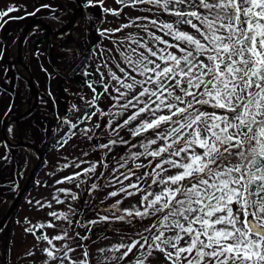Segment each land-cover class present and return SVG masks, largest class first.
<instances>
[{
	"label": "snow or ice",
	"instance_id": "snow-or-ice-1",
	"mask_svg": "<svg viewBox=\"0 0 264 264\" xmlns=\"http://www.w3.org/2000/svg\"><path fill=\"white\" fill-rule=\"evenodd\" d=\"M115 2L120 5L117 9L104 7V0H87V7H99L102 16L120 17L125 8L145 14L128 17L127 23L115 28L96 29L101 40L110 41L125 29L139 31L112 41L120 57L115 65L110 63L112 49L97 51L99 45L92 49L101 63L93 72L85 69L83 75L98 74L100 80L87 82L93 93L87 103L96 108L107 96L116 111L96 108L83 119L90 120L97 112L113 118L105 125L110 129L109 141L99 148L110 151L121 145L137 150L117 160L119 167L113 169L119 175L110 178L108 187L114 190L107 196L115 202L103 209L110 215L97 209L98 219L81 226L88 233L93 226L112 221L144 222L145 227L110 247H98L102 257L98 264H153L159 256L165 264H264V0ZM41 9L51 5L42 4L31 13L25 10L26 16ZM19 11L16 5L0 11V28L9 20L24 19L10 16ZM62 123L74 130L78 127L68 120ZM121 129L139 138V143L130 144L120 135ZM83 131L87 135L91 130ZM129 161L143 169L140 175ZM98 165L107 167L99 161L56 183L79 180V188L94 177L86 190L98 191ZM57 193L79 199L69 188H58ZM137 195V204L122 207L125 197ZM53 199L57 204L65 202L59 195ZM35 206L42 210L52 204L37 200ZM68 207V213L49 211L54 220L27 221L25 233L45 244L44 264H91L84 243L89 235H70L63 229L49 236L44 231L57 228L56 220L72 227L71 216L77 213L71 204ZM77 249L81 258L74 259Z\"/></svg>",
	"mask_w": 264,
	"mask_h": 264
},
{
	"label": "rangeland",
	"instance_id": "rangeland-1",
	"mask_svg": "<svg viewBox=\"0 0 264 264\" xmlns=\"http://www.w3.org/2000/svg\"><path fill=\"white\" fill-rule=\"evenodd\" d=\"M81 1L84 5L81 22L67 35L55 38L52 50H49L48 42L40 40L44 31L41 29V25L33 26L34 30L29 33L23 45V62L32 72L39 94V102L29 117L18 123L12 122L7 126L6 136L11 143H19L24 140L40 148L42 152L49 147L50 150L43 156V163L35 173V187L29 190L23 203L16 208L15 213L0 233V264H44L45 257L42 249L45 244L38 243L32 235L25 233V228L28 227L27 221L30 220L36 224L54 220L48 215V212L68 213L69 204L77 213L75 216H71L72 227H69L68 223L64 221L56 220L57 228H45L44 231L49 236H54L63 229H68L70 235L74 232H79L80 236L89 235V240L84 241V243L88 245L87 250L91 253V264H98V261L102 259L99 252L96 251L98 247H110L119 243L122 238L143 231L145 227L144 222L127 224L112 221L95 225L92 227V232L88 233L86 228L81 226L88 220L98 219L97 209L100 210L101 215H110V213H105L103 209L115 202V198L107 196L109 191L114 190V188L108 187L110 178L113 175H119L118 172L113 173V169L119 167L116 163L117 160L121 157H127L130 152L137 149L117 145L109 151L98 147V145L108 143L110 129L105 125L109 119L113 118L101 116L99 112L90 120L83 118L85 113L90 112L89 114H91L96 111V108L108 113L116 111L112 108L113 101L104 96L96 108L89 106L87 100H90L92 95L89 91L87 92L86 87L82 86V89L80 85L70 82L67 77L76 71V67L84 64L87 55H90L87 71L93 72L100 65L101 56L92 51L97 45H99L97 51L99 49H112L113 55L110 63L115 65L120 57L112 41L127 36L129 32L137 33L139 30L135 27L125 29L122 33L113 35L112 41H110L109 39L101 40L96 29L115 28L127 23L128 17L134 18L145 14L138 9L125 8L120 17L102 16L99 7L89 8L87 7V0ZM42 4L51 5V9H41L35 16H26V12L31 13ZM12 5L20 6L21 11L10 13V16L25 18L9 20L3 28H0V51H3V58L0 59V220L9 210L23 186L22 175L29 177L35 165L40 161L38 152L30 149L29 153L17 149L11 150L8 146H12L5 143L6 141L2 137L3 122H11L34 106L35 97L30 94L29 84L25 80L29 75L17 62L18 36L24 26L35 20H43L49 23V27L53 28L54 31H58L72 17H75L79 8L75 0H0V11H4ZM104 7L117 9L120 5L115 0H104ZM143 7L141 6V8ZM160 18L169 19L167 15H161ZM4 19L8 18L5 17ZM107 58L104 57V59ZM92 80L99 81L100 76L94 74ZM100 90L102 91L101 88ZM115 119L119 122L121 118ZM62 120L76 123L78 127L75 135L66 139L67 144L57 148L55 145L72 130L70 124L62 123ZM97 124H100L101 127L96 128L95 125ZM9 129L12 131L10 132ZM84 129L91 131L85 135ZM120 135L131 143H139V138L132 139L126 129H121ZM111 137L115 138V134H111ZM50 140L52 143L49 144ZM48 144L49 146H47ZM81 161L85 163H81ZM99 161H105L107 167L97 166L95 175L100 176V179L95 180V182L100 185L98 191L89 194L86 190L87 186L93 182L94 177L88 179L87 185L80 184L79 188L76 187L79 180L76 183H56L63 177L72 175L73 172L81 171L83 168L89 167L90 164H96ZM66 164L70 166L65 167ZM74 164H80L81 167L75 168L72 166ZM129 166L133 167L137 175L143 171V169H136L130 161ZM120 171H126V169H120ZM101 173H103L102 176ZM124 183L127 184L128 182L124 181ZM114 187L119 188L120 185L116 184ZM58 188L71 189L79 194V199L73 201L70 197L65 198L63 193H57ZM130 190L135 191L134 189ZM56 195H59L65 202L57 204L53 199ZM139 199V195L125 197L122 207L137 204ZM37 200L46 204L51 202L52 207L38 210L35 206ZM76 221H80V223H76ZM72 246L76 247V244L73 243ZM29 250L35 252V256L26 255ZM72 255L74 259L81 258V250L77 249ZM153 264H165L163 256L154 258Z\"/></svg>",
	"mask_w": 264,
	"mask_h": 264
},
{
	"label": "water",
	"instance_id": "water-1",
	"mask_svg": "<svg viewBox=\"0 0 264 264\" xmlns=\"http://www.w3.org/2000/svg\"><path fill=\"white\" fill-rule=\"evenodd\" d=\"M76 4L79 6L78 11L75 15V17H73L71 19V21L68 24H65L63 27H61L60 30L58 31H54L53 28L49 27L43 20H39V21H30L26 26H24L21 30L22 32L20 33V35L18 36V57H17V62H19L22 67L24 68V70L26 71V73H28L29 77L25 78L26 82L29 84L30 87V94L34 95L35 99H34V106L27 110L26 112L22 113L21 115H19V117H16L14 120H12L11 122H3L2 123V137L4 138V140L6 141L7 144L11 145V146H20V147H25L28 148L32 151H36L39 153V158L40 161L35 165L34 170L32 171V173L29 175V177L27 178V182L25 183V186L19 191L18 195L15 197V200L12 202V205L10 206L9 210L5 213L4 217L0 220V231L3 230L5 228V224L7 223V221L11 218V216L14 214L16 208L22 203V199L25 196V193L27 192V190L29 189L31 183H32V179L35 176V173L37 172L38 168L42 165L43 163V152L41 151L40 148H37L35 145L29 143V142H25L24 140H21V142L19 143H11L9 141V139L6 136V129L7 126L9 124H11L12 122L18 123L20 121H22V119L29 117V115L32 114V112L36 109V107L38 106V102H39V94H38V90H37V86L36 83H34V79H33V75L32 72H30L29 68L27 67V65L25 64V62H23V58H22V49H23V45L25 43V39L28 37L29 33L31 31H33L34 29V25H41L42 29L44 31H46L48 34L51 35V39L54 41L55 38L59 37V36H63L69 32H71L75 26L81 22L82 18H83V14H84V5L82 4L81 0H75Z\"/></svg>",
	"mask_w": 264,
	"mask_h": 264
},
{
	"label": "trees",
	"instance_id": "trees-1",
	"mask_svg": "<svg viewBox=\"0 0 264 264\" xmlns=\"http://www.w3.org/2000/svg\"><path fill=\"white\" fill-rule=\"evenodd\" d=\"M73 18V17H72ZM71 18V19H72ZM71 19L67 22V23H69L70 21H71ZM59 20V19H58ZM66 23V24H67ZM40 40L41 41H43V40H45L46 42H48V48H49V50H52L53 49V46H54V42H53V40L51 39V35L50 34H48L46 31H43V33L41 34V37H40ZM86 58L87 59H85V57H84V59H85V61H84V64H81L79 67H76L75 68V70L76 71H74V73L73 74H71V75H69L68 77H67V79L70 81V82H72V83H76L77 85H80L81 86V88H82V86L83 87H86V89H87V92L89 91V93H90V95H92L93 96V93H92V91L88 88V86H87V82H89V81H93L92 79H93V76L92 77H85L84 75H83V72L85 71V69H87V66H88V60H89V58H90V55H87L86 56ZM86 62V63H85ZM89 71V70H88ZM95 86V85H94ZM96 87H97V92H101V90H100V87L98 86V85H96ZM83 89V88H82ZM90 113V112H89ZM73 132H76V129L74 130V129H72L70 132H68V134L66 135V137L64 138V139H62L61 141H59L56 145H55V147H57V148H61V144L64 142V141H66V139H68V138H70V137H72L73 136ZM21 136H23V135H21ZM24 137V136H23ZM25 138V137H24ZM133 139V138H132ZM6 143V142H5ZM50 143H52L51 142V140H50V142H49V144ZM49 144L47 145V146H49ZM130 144H131V142H130ZM7 145V144H6ZM8 146V145H7ZM9 147V149H11V150H15V149H17V150H19V151H21V152H23V151H26L27 153H29V149L28 148H25V147H20V146H12V147H10V146H8ZM50 150V147L49 148H47L43 153H44V156H45V153L46 152H48ZM36 176V175H35ZM35 176L33 177V181H32V183H31V185H30V187H29V189L27 190V192L25 193V196L23 197V199H22V203H23V200H24V198L27 196V194L29 193V190L30 189H32L33 187H35ZM28 177H27V175H22V180L21 181H23L22 183H23V186L25 185V182H26V179H27ZM23 186L20 188V190L23 188ZM19 190V191H20ZM20 206V205H19ZM16 211V210H15ZM1 233V232H0Z\"/></svg>",
	"mask_w": 264,
	"mask_h": 264
},
{
	"label": "flooded vegetation",
	"instance_id": "flooded-vegetation-1",
	"mask_svg": "<svg viewBox=\"0 0 264 264\" xmlns=\"http://www.w3.org/2000/svg\"><path fill=\"white\" fill-rule=\"evenodd\" d=\"M35 21H36V20H35ZM38 21H39V20H38ZM45 23H46L48 26H50L49 23H47V22H45ZM36 25H37V24H36ZM41 29H42V27H41ZM67 34H68V33H67ZM67 34H65V35H67ZM65 35H63V36H65ZM63 36H62V37H63ZM59 37H61V36H59ZM14 147H15V146H14ZM9 220H10V219H9ZM9 220H8V221H9ZM8 221H7V222H8ZM6 224H7V223H6ZM6 224H5V225H6Z\"/></svg>",
	"mask_w": 264,
	"mask_h": 264
}]
</instances>
